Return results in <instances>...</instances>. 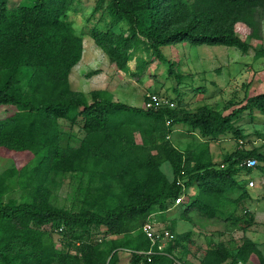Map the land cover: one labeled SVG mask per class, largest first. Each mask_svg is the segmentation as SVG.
Here are the masks:
<instances>
[{"label": "trees", "instance_id": "1", "mask_svg": "<svg viewBox=\"0 0 264 264\" xmlns=\"http://www.w3.org/2000/svg\"><path fill=\"white\" fill-rule=\"evenodd\" d=\"M74 1L0 0V155L14 163L0 172V264H180L173 252L179 242L173 220L167 226L172 236L161 247L143 225L152 213L165 219L163 213L174 206L185 219L190 209L213 215L223 189L240 188L235 173L253 167L240 162L253 157L254 166L264 164V153L239 143L215 165L208 144L228 132L243 137L234 118L244 109L264 114V91L227 113L206 103L180 113L170 97L157 92L166 103L147 106L151 91L141 105H132L112 98L107 88L73 89L69 74L83 49L82 33L67 19ZM97 9L109 23L90 26L92 41L118 71L142 80L147 56L165 60L160 48L173 43L224 44L245 52L249 43L236 33V24L263 16L264 0H95ZM122 21L127 27L115 31L113 25ZM139 49L151 53L138 56ZM133 57L131 70L127 62ZM167 65V73L180 78ZM59 118L79 124L77 145L61 142ZM177 123L197 130L202 140L183 149L174 145L168 135ZM66 171L88 177L74 209L49 201L52 174ZM13 177L30 185L29 199L7 196ZM193 182L195 193L188 191ZM179 195L185 200L174 203ZM240 197L250 194L242 189L235 199ZM90 226H103L104 233L86 241ZM53 231L69 232L78 241L75 249H59ZM251 253L264 264L247 236L235 252L223 243L206 249L199 264H239Z\"/></svg>", "mask_w": 264, "mask_h": 264}, {"label": "rangeland", "instance_id": "2", "mask_svg": "<svg viewBox=\"0 0 264 264\" xmlns=\"http://www.w3.org/2000/svg\"><path fill=\"white\" fill-rule=\"evenodd\" d=\"M94 3L95 0H75L67 13V19L71 21L75 30L83 35L81 57L69 74L71 88L84 92L91 88H107L112 92V98L132 105H141L144 93L157 92L164 97H170L177 104L180 113L183 110L193 111L203 103L227 113L232 108L245 103L248 96L264 91V15L258 16L256 13L252 17V23L239 21L236 24V33L249 43L245 52L235 46L224 44L197 45L185 41L173 43L160 48L165 60L155 55L147 56L150 61L147 72L142 76V80H136L128 73L118 71L114 64L109 62L105 53L92 41L89 35L90 26L105 28L109 23L105 11L93 10ZM113 27L115 31H121L127 27V22L122 21ZM150 53L151 50L139 49L136 55L145 57ZM168 62H171L172 70L181 75L180 78L175 74L167 73ZM127 63L133 70L134 57ZM234 124L241 129L243 137L236 138L228 132L218 139L208 141L215 165H222L225 153L240 148V145L244 148L255 147L264 153L263 113L244 109L234 118ZM59 128L62 131L61 142L78 144V138L82 135L79 124H71L59 118ZM172 128L168 137L181 149L191 141L202 140L198 131L191 132L188 125L177 123ZM13 165L10 158L0 155V172ZM263 166V162L258 161V164L250 170L237 171L234 176L240 188L225 187L224 195L217 201V211L213 215L190 209L186 212L189 219H185L180 217L179 212L182 208L179 206L164 212L165 219H160L158 212L153 214L158 229H168L169 220L173 218L174 233L179 237L173 252L180 264H199L206 249L218 246L219 243H223L231 252H235L247 236L254 241L264 257ZM161 168L171 178L169 163L163 162ZM52 175L54 183H50L49 201L70 209L77 208L80 197L79 186L84 187L87 183V174L66 171L55 172ZM16 177L11 178L13 189L7 196L16 200L29 199L30 185ZM248 180H252L253 185H248ZM241 188L251 195L259 194L251 200L245 197L235 199L242 191ZM196 189L194 182L188 187L189 192L195 193ZM182 200H185L184 196ZM187 231L190 235L184 236ZM103 233V226L98 228L90 226L89 238L85 240H95ZM52 238L56 246L63 251H73L78 243L77 240L72 239L69 232L62 234L53 231ZM162 240L160 246L167 239ZM229 260L230 258H227L225 261ZM239 264L261 263L257 256L251 253Z\"/></svg>", "mask_w": 264, "mask_h": 264}, {"label": "built area", "instance_id": "3", "mask_svg": "<svg viewBox=\"0 0 264 264\" xmlns=\"http://www.w3.org/2000/svg\"><path fill=\"white\" fill-rule=\"evenodd\" d=\"M151 99L152 101L148 100L147 102H145V105H151V104H159V103H166L167 99L160 97L156 94H152L151 95ZM172 104V103H170ZM256 164V160L253 157H247L245 159H243L240 162V165L246 166V167H252ZM248 185H253V181L249 180L248 181ZM182 200V196L179 195L177 197H175L174 199V203H178ZM153 214L152 213V217L149 221L145 222L143 225V230L146 231L147 235L154 241L155 239L159 240V244L158 246H160V243L163 242V238H167V237H171L172 233L168 230V229H163V228H159L158 229V225L156 224L155 219L153 218ZM150 250H148L147 252H149Z\"/></svg>", "mask_w": 264, "mask_h": 264}, {"label": "crops", "instance_id": "4", "mask_svg": "<svg viewBox=\"0 0 264 264\" xmlns=\"http://www.w3.org/2000/svg\"><path fill=\"white\" fill-rule=\"evenodd\" d=\"M195 192H197V189H196ZM258 194H259V193H258ZM258 194H256V195H251V194H250V198H249V199L247 198V199H248V200H251L252 197L257 196ZM170 209H171V208H170ZM170 209H169V210H170ZM167 211H168V210H167ZM180 217H181V216H180ZM171 220H173V218H171L169 221H171Z\"/></svg>", "mask_w": 264, "mask_h": 264}]
</instances>
